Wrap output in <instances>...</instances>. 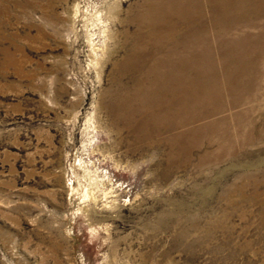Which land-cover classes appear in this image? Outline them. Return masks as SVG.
Here are the masks:
<instances>
[{
	"label": "rangeland",
	"instance_id": "obj_1",
	"mask_svg": "<svg viewBox=\"0 0 264 264\" xmlns=\"http://www.w3.org/2000/svg\"><path fill=\"white\" fill-rule=\"evenodd\" d=\"M203 2L0 0V264H264V17Z\"/></svg>",
	"mask_w": 264,
	"mask_h": 264
},
{
	"label": "bare ground",
	"instance_id": "obj_2",
	"mask_svg": "<svg viewBox=\"0 0 264 264\" xmlns=\"http://www.w3.org/2000/svg\"><path fill=\"white\" fill-rule=\"evenodd\" d=\"M174 1L177 3V5L179 7H181V11H183V12L188 11V10H190V8H194V7H196L197 10H198L199 9V5H203L202 3H204L203 0H200L201 2L199 3V5L198 4L193 5L191 0H174ZM169 2L170 1H166L165 3H163L164 4L163 7L164 8H168V6L171 4ZM206 3L211 5V8H212L211 9V15L206 16L207 13H200L199 15H200V17H205V18L207 17L208 20L210 19L211 20V26L213 25L216 28L214 30L218 29L217 30L218 33H220L222 31L225 34L230 35V34H232V32L234 30H236V29L240 30V28L242 26H244V24L245 25H249L248 23L256 24L255 21H253L251 19V17H249L250 15H253L254 18L256 16L258 18L264 17V0H206ZM170 7H171V5H170ZM151 10H152V8L149 9V11H151ZM201 10L202 11L203 10L206 11V9H202V8H201ZM198 13H197V15H198ZM195 14L196 13L193 14V12L190 13V15H192L193 18H194L193 15H195ZM197 15L195 16V18L197 17ZM146 18L147 19L150 18L149 13L146 14ZM222 18H226L225 21H224L225 23H221V19ZM202 34H203V39L199 40L197 42V44L198 45L200 44L199 46H201V47L204 46L203 48L206 47L207 53L210 54V50L211 49L209 48L210 44L208 45V42H207V39H208V28L206 26L203 28V33ZM193 35H196V34H193ZM259 36H260L259 41L258 40L253 41V39H252V41H250L249 37L248 38L245 37L244 46L241 49H237V48L234 47L235 49L230 51V58L231 59H229L228 62H226L228 64H231L230 62H232L234 64H237V63L240 64L241 67H240L239 71L242 72L241 74L250 75L251 79H254V78L258 77V76H255V71L252 68V66H253V64L255 62L254 57H252V53H254V51H256L258 53H261L259 55H263L264 54V44H263L264 32L261 31V34ZM231 41L234 42L235 39H233ZM241 42L242 41H240V43ZM193 45L194 44L192 43V46ZM186 49H187V47H186ZM239 51H242V52H239ZM211 53L213 54V56H212V58H208V59H209L210 64L211 63L214 64V62L216 60L214 59L213 50L211 51ZM243 53L245 54V56H243ZM233 59L234 60L236 59L237 61L233 62L234 61ZM231 60H233V61H231ZM256 63L261 66L259 73L264 74V61L263 60H261V61L257 60ZM231 72H233V71L231 70ZM198 77L202 78L200 76H198ZM215 77L218 78V75H215ZM233 87H236V86L233 85ZM233 87L231 85L224 84L221 87V92L220 93L218 92L219 96L216 97V96H214V92H215V90L220 91V87L217 88V86H215V85L214 86H212V85L210 86L209 90H212V96L208 97L206 100H210L214 96L211 99L210 102L213 101L212 105L214 107L213 109L215 110V112H221V111L224 110L221 102H222V95H223V92H224L223 90L225 88L228 89V91L230 90V92L233 93V95L237 94V91H236L237 88L234 89ZM241 92H243V93L241 94V96L238 99L233 101L234 103H237V102L243 100L244 99L243 96L246 93L247 94L250 93V95H249L250 98H253L255 96V94H256V93H253L252 91L248 92V85H246L245 87L243 86ZM196 99H198V98H194V100H196ZM200 101H201V99H200ZM217 102H218V105H216ZM212 105L211 106L209 105V107H205L203 109H195V115L193 117V120H199V119H201V117H204L205 115L209 114V112H211ZM152 116H154V114H152ZM243 116H244L243 114H238V116H237L239 119H241L240 123H239V127L242 126V122H243L242 121V117ZM185 123L187 124L188 122L185 121L184 123L182 122L181 124H185ZM114 192L115 191L113 189H111V190H109L107 192V194H113Z\"/></svg>",
	"mask_w": 264,
	"mask_h": 264
}]
</instances>
